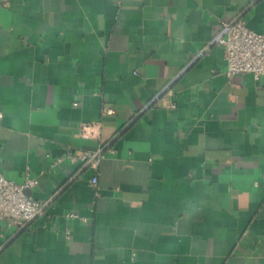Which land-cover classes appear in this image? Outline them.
<instances>
[{"label":"crops","instance_id":"obj_1","mask_svg":"<svg viewBox=\"0 0 264 264\" xmlns=\"http://www.w3.org/2000/svg\"><path fill=\"white\" fill-rule=\"evenodd\" d=\"M239 17L264 35V0H0V173L44 206L0 264H264V78L213 43ZM134 118L96 187L62 159Z\"/></svg>","mask_w":264,"mask_h":264},{"label":"built area","instance_id":"obj_2","mask_svg":"<svg viewBox=\"0 0 264 264\" xmlns=\"http://www.w3.org/2000/svg\"><path fill=\"white\" fill-rule=\"evenodd\" d=\"M213 43L223 50L227 78L241 74H250L257 81L264 78V35L248 29L243 20L239 19L230 23L221 22V30L214 38ZM168 109L173 111L176 109V105L169 102ZM104 113L109 115L112 114V111L110 108H105ZM85 128L86 126H82L80 133L83 134ZM104 155L105 152L99 148L79 150L74 153L67 152L62 159H67L81 167L88 165V168L94 172L89 183L96 187L97 170ZM62 159H58L57 162ZM38 183V179L32 177L28 170H26L21 183H16L0 173V220L7 227L20 230L42 212L43 204L30 195ZM78 217L75 213L66 215L68 219Z\"/></svg>","mask_w":264,"mask_h":264},{"label":"water","instance_id":"obj_3","mask_svg":"<svg viewBox=\"0 0 264 264\" xmlns=\"http://www.w3.org/2000/svg\"><path fill=\"white\" fill-rule=\"evenodd\" d=\"M241 17V16H240ZM240 17L237 19V20H239L240 19ZM237 20H235V21H237ZM137 118V117H136ZM136 118H134L132 121H130L103 149H102V152H105V150L133 123V121L136 119ZM84 168H88V165H86ZM30 223V222H29ZM29 223L26 225V226H24L21 230H23V229H25L28 225H29ZM20 230V231H21ZM9 243H7V244H5L2 248H0V252L3 250V249H5V247L8 245Z\"/></svg>","mask_w":264,"mask_h":264}]
</instances>
